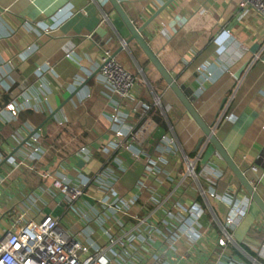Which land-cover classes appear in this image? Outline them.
I'll return each instance as SVG.
<instances>
[{"label": "crops", "instance_id": "1", "mask_svg": "<svg viewBox=\"0 0 264 264\" xmlns=\"http://www.w3.org/2000/svg\"><path fill=\"white\" fill-rule=\"evenodd\" d=\"M120 1L142 25L166 0ZM142 34L264 200V18L237 0H171ZM129 36L111 0H0V228L24 211L51 214L79 229L90 249L106 242L104 229L125 239L134 234L125 246L112 247L111 264H155L162 252L164 264H264L262 211L216 154L196 162L195 176L185 173L183 155L197 154L202 129L142 47L126 42ZM105 48L139 75L133 97L152 105L153 124L141 131V141L124 137L139 155L114 146L117 129L137 127L143 118L134 98L112 94L99 74ZM11 101L16 115L6 108ZM33 130L42 146L36 157ZM163 136L173 138L170 147ZM13 159L24 164L16 167ZM150 159L158 160L156 174ZM62 176L71 183L90 179L75 205L53 185ZM110 188L136 196L129 213L99 201ZM235 200L247 211L219 245ZM157 204L164 218L135 226L134 216ZM192 206L202 209L199 216L189 214ZM191 219L194 238L183 232ZM150 222L157 226L151 234Z\"/></svg>", "mask_w": 264, "mask_h": 264}, {"label": "built area", "instance_id": "2", "mask_svg": "<svg viewBox=\"0 0 264 264\" xmlns=\"http://www.w3.org/2000/svg\"><path fill=\"white\" fill-rule=\"evenodd\" d=\"M238 6L244 9H253L264 18V0H237ZM45 32H50L49 28L44 29ZM227 36L229 31H227ZM101 77L109 87L112 94H116L120 99H133V107L140 113L142 121L139 126L132 125L128 128H119L116 131L117 140L115 148L125 146L131 148V143H126L124 137L131 136L133 141L140 140V134L145 128L153 124V119L149 116V111L152 105L143 101L140 98L133 97L134 89L137 84L139 75L132 72L116 57L112 49L105 48L100 57V66L98 70ZM209 74V73H208ZM155 104H162L159 96L155 99ZM6 108L12 115L18 113L17 102L11 101L6 105ZM114 120L118 121L121 117L118 111L113 113ZM165 138V136H163ZM31 152L36 157L42 151L40 144V137L37 131L33 130L30 135ZM170 147L174 142L173 138L166 137L164 139ZM208 140L205 139L204 144L199 149L197 154L191 158L184 154V162L186 164L185 173L195 176L196 162L202 160L203 151L207 146ZM85 147H82L84 149ZM132 149V148H131ZM135 155H139L136 149H132ZM160 159V158H159ZM210 158L204 163H208ZM16 167H21L24 163L22 160L13 159ZM158 160H149V169L154 174L158 171ZM219 172V171H218ZM49 176V173H44ZM90 182L89 178H83L79 183H71L65 176L55 178L53 185L60 191V193L70 202L75 205L85 193V189ZM210 196L220 198L214 190L209 192ZM136 196H126L116 189H108L103 197L99 199L101 203L112 210H122L126 213L131 211L135 204ZM161 205H158L147 215L134 216L137 218L135 226H141L146 222V219L153 217H163L159 211ZM29 211H35V205L32 203L29 206ZM247 205L242 201H233L224 217V226L222 235L218 238L219 245H225L231 239V233L228 227H233L237 220L245 214ZM202 209L197 206L189 208V214H194L196 217L200 215ZM135 215V214H133ZM194 220L187 221L184 233L191 238H194L197 233L193 228ZM157 230L155 223L150 222L146 231L151 234ZM103 234L106 242L102 245H97L94 249H90L87 244H84L79 235L80 231L70 230L63 226L60 219L51 214L44 215L43 218H37L29 215L27 212H21L15 217L8 226L0 228V264H111V250L112 247L119 243L123 246L127 241L135 239L134 234H129L126 239L124 237L114 236L110 230L104 229ZM174 239L170 240V245ZM167 248H164L166 250ZM163 250V251H164ZM163 252L155 255V264H164Z\"/></svg>", "mask_w": 264, "mask_h": 264}, {"label": "water", "instance_id": "3", "mask_svg": "<svg viewBox=\"0 0 264 264\" xmlns=\"http://www.w3.org/2000/svg\"><path fill=\"white\" fill-rule=\"evenodd\" d=\"M171 0H166L161 8L156 11L154 15H152L145 23L142 25H137L131 17L125 11L122 2L120 0H111L115 10L120 14V16L125 21L129 31L130 36L126 39V42H130L135 40L144 50L150 61L155 65L161 75L164 77V80L169 85V87L175 92L176 96L185 106L186 110L191 114L194 120L198 123L200 128L202 129L203 136L198 140L196 149L200 146L201 142L204 139L208 140V145L205 148L203 153L202 162H205L212 155H218L226 165L231 169L234 175L240 182V185L246 190V192L250 195V197L254 200V202L258 205L259 209L262 211L264 215V200L260 196V194L255 189L254 185L248 179L245 174V171L240 168V166L234 161L233 157L228 153V151L222 146L219 139L213 133L211 127L201 118L199 113L196 111L191 101L186 97V95L182 92L178 84L176 83L174 77L170 74L168 69L164 67V64L160 60L156 51L152 49L149 45L147 39L143 36L142 31L146 27V25L154 19V17L170 2Z\"/></svg>", "mask_w": 264, "mask_h": 264}]
</instances>
